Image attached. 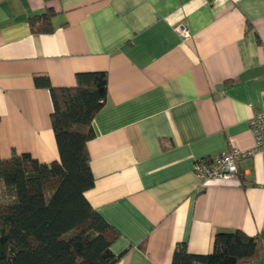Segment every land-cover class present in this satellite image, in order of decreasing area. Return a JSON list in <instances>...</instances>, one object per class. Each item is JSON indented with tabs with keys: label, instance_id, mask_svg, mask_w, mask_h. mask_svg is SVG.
I'll return each mask as SVG.
<instances>
[{
	"label": "crops",
	"instance_id": "obj_1",
	"mask_svg": "<svg viewBox=\"0 0 264 264\" xmlns=\"http://www.w3.org/2000/svg\"><path fill=\"white\" fill-rule=\"evenodd\" d=\"M47 9L50 32L29 19ZM178 25L189 30L183 38ZM105 71L106 100L87 143L89 203L118 231L114 264H170L173 249L212 251L218 231L260 239L264 152L232 179L202 184L198 159L253 145L264 105V0H0V156L59 159L50 91Z\"/></svg>",
	"mask_w": 264,
	"mask_h": 264
},
{
	"label": "trees",
	"instance_id": "obj_2",
	"mask_svg": "<svg viewBox=\"0 0 264 264\" xmlns=\"http://www.w3.org/2000/svg\"><path fill=\"white\" fill-rule=\"evenodd\" d=\"M52 14L47 9L30 17L31 31L50 32ZM34 81L51 94L59 159L45 163L14 150L0 156V264H114L118 255L110 245L118 231L84 195L94 184L86 143L106 100V72H76L74 86H53L46 75ZM261 249L258 237L223 230L209 253H190L185 241L177 243L170 264H264Z\"/></svg>",
	"mask_w": 264,
	"mask_h": 264
},
{
	"label": "built area",
	"instance_id": "obj_3",
	"mask_svg": "<svg viewBox=\"0 0 264 264\" xmlns=\"http://www.w3.org/2000/svg\"><path fill=\"white\" fill-rule=\"evenodd\" d=\"M177 31L183 38H188L190 35L184 25H178ZM249 126L253 137V145L250 148L229 146L216 155L201 158L195 162L193 171L202 184L216 179H232L237 171V162L241 157L256 151L264 152V105L251 115Z\"/></svg>",
	"mask_w": 264,
	"mask_h": 264
},
{
	"label": "rangeland",
	"instance_id": "obj_4",
	"mask_svg": "<svg viewBox=\"0 0 264 264\" xmlns=\"http://www.w3.org/2000/svg\"><path fill=\"white\" fill-rule=\"evenodd\" d=\"M0 198L3 199V195H0Z\"/></svg>",
	"mask_w": 264,
	"mask_h": 264
}]
</instances>
